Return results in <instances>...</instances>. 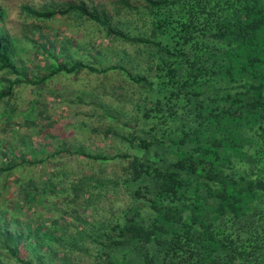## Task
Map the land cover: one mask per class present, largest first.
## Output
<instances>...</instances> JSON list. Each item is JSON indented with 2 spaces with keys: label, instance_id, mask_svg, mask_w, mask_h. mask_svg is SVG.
Masks as SVG:
<instances>
[{
  "label": "trees",
  "instance_id": "trees-1",
  "mask_svg": "<svg viewBox=\"0 0 264 264\" xmlns=\"http://www.w3.org/2000/svg\"><path fill=\"white\" fill-rule=\"evenodd\" d=\"M132 1L119 5L142 14L147 32H126L112 23L119 11L83 0L21 7L25 21L70 16L139 48L131 69L125 60L105 69L56 63L38 75L21 69L0 11V72L16 77L0 90V103H9L17 84L39 89L82 70L120 73L141 90L128 124L105 132L125 151L91 153L62 140L48 153L17 131L10 135L20 149L0 135V257L4 251L19 264H264V0ZM39 48L54 56V48ZM14 113L0 118L10 123ZM62 153L113 170L106 177L76 172L67 184L51 172L36 182V167ZM115 188L127 198L123 208L93 206L92 191L104 203ZM51 195L65 198L62 209L54 204L57 218L43 211ZM27 210L32 223L22 219Z\"/></svg>",
  "mask_w": 264,
  "mask_h": 264
},
{
  "label": "rangeland",
  "instance_id": "rangeland-1",
  "mask_svg": "<svg viewBox=\"0 0 264 264\" xmlns=\"http://www.w3.org/2000/svg\"><path fill=\"white\" fill-rule=\"evenodd\" d=\"M70 1L73 0H0V11L3 14L1 26L15 41L14 55L17 66L21 69L22 64L32 67L31 71L38 75L48 66L56 63L79 61L98 69H105L125 60L121 64L131 69L133 58L140 53L139 48L123 44L117 39L96 32L89 24L81 25L74 17H57L48 21L32 19L25 21L21 13L22 5L34 8L58 7ZM83 1L90 6L97 7L98 10L106 9L110 14H114L115 10L119 11L113 17L112 23L126 32L140 34L148 31L145 17L136 11L133 13L121 9L120 0ZM128 1L133 3L132 0ZM33 24L36 29L31 27ZM41 33L42 38L40 37ZM25 37L29 40H36L37 44L28 42ZM39 46L54 48V56L48 60L45 54L41 53ZM131 61L132 63H130ZM15 78L7 72H0V90L7 86L6 81H14ZM139 90L120 73L114 71L98 75L82 70L72 75H60L39 89L17 84L14 86L9 103H0V116L4 111L15 109V119L12 122L8 123L4 117L0 118V135L3 140H8L9 143L20 149L21 143L13 135H10V130L17 131L16 136L22 137V141L30 140L35 145H47L48 153L61 148L58 142L62 140L66 141L71 149L80 147L91 153L114 154L118 151H125V146H122L111 134L105 132L110 127L120 129L121 123L128 124L130 117L135 115L134 105ZM81 123L85 126H80ZM127 132L124 130L125 134ZM52 135L55 136L53 140L50 139ZM44 136L48 143L44 140ZM36 168L40 172L36 174V182H39L42 176L54 172L56 179L62 177L66 184L67 176L76 172L88 174L99 172L100 175H104L106 172V177L111 175L113 170L108 166L102 167V169L88 168L84 161L77 159L75 155L66 153L48 160L43 164L41 170L39 167ZM112 188L109 187L108 191ZM99 190L92 191L94 197L91 199V203L94 207L113 206L116 211L126 205L127 198L121 188H115L114 191L106 193L105 196L113 197L106 199L104 203L101 199L99 200L97 195ZM43 200L45 217L57 218L58 213L54 204L58 201L56 207L62 209L60 200L64 201L65 198L60 199L51 195L50 197L45 196ZM97 214L99 213L95 210L89 209V215ZM32 215V211H22V219L28 223H32ZM4 254L2 251L0 264H19Z\"/></svg>",
  "mask_w": 264,
  "mask_h": 264
}]
</instances>
